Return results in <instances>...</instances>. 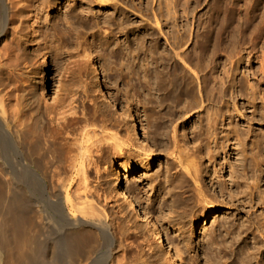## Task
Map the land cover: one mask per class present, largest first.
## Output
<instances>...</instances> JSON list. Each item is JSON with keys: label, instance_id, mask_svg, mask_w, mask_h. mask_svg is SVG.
<instances>
[{"label": "bare ground", "instance_id": "bare-ground-1", "mask_svg": "<svg viewBox=\"0 0 264 264\" xmlns=\"http://www.w3.org/2000/svg\"><path fill=\"white\" fill-rule=\"evenodd\" d=\"M95 1L112 4L111 0ZM52 4L53 0H0V264H159L151 256V246L150 251L134 252L131 238L135 231H128L119 212L108 210L110 193L103 185L102 164H106L108 153L118 159L116 163L124 158L127 138L114 128L116 124L111 123L110 117L96 116L97 102L84 98L85 85L49 102L43 92L26 90L22 82L17 83L19 65L40 49V11ZM31 9L36 17L32 21L26 13ZM248 15L217 19V27L212 25L214 29L210 27L206 34L196 35L204 39L200 49L193 47V51L200 52L199 68L203 66L201 59L207 60L202 76L191 67L192 62L179 45L174 48L175 54L186 64L191 63L196 78L180 79L182 70L177 64L166 78L149 84L150 90L173 101H188L187 109L178 110L181 114L188 110L186 116L206 108L205 100L194 94L197 84L201 95L216 106L212 111L206 108L207 128L204 134H194L193 138L200 137L201 142L192 147L180 143L177 123L169 130L164 129V122L156 123V143L163 145L170 157L167 169H174L164 187L171 183L166 186L170 194L173 188L178 189L181 200L176 207L183 212L179 222L194 228L200 218L207 220L216 207L224 205L223 201H215L207 177L217 155L221 151L228 153L226 146L232 136L242 145L241 167L236 170L228 161L233 169L231 178L226 179L222 178L226 164L221 163L217 183L222 182L224 194L233 197V190L237 189L241 203L252 204L251 147H246L237 127L224 129L221 136L218 131L219 116L230 114V88L238 84L234 69L241 58L236 60L237 53L249 43ZM157 25L161 26L158 20ZM188 34L178 33V42L189 43ZM217 45L230 47L234 52L231 64L221 68V76L211 61L219 55ZM88 60L94 65L91 57ZM93 105L96 109L89 115L87 110ZM164 136L169 139L164 141ZM12 177H20L23 182L17 195L9 182ZM116 185L147 222L155 246L164 245L157 222L130 199L120 173ZM196 205L202 206L199 212ZM233 205L234 202L229 208ZM219 225L220 231L210 236L209 242L215 241L226 260L233 258L231 264H253L252 218L241 215L235 220L226 216ZM167 253L174 257L171 249Z\"/></svg>", "mask_w": 264, "mask_h": 264}, {"label": "rangeland", "instance_id": "rangeland-1", "mask_svg": "<svg viewBox=\"0 0 264 264\" xmlns=\"http://www.w3.org/2000/svg\"><path fill=\"white\" fill-rule=\"evenodd\" d=\"M111 2V5L106 6L95 0H53L50 8L40 11L37 32L41 41L40 49L36 54L30 55L27 62L19 65L17 83L22 82L26 90L43 92L49 102L60 98L64 93L71 94L81 84L85 85L87 91L83 90L84 98L91 103L94 98L97 102L96 116L110 117L111 123L116 124L114 128L127 138L124 158L116 163L118 159L114 160V155L108 153L101 172L104 173L103 185L110 193L108 210L119 212L128 231H135V236L131 238L135 253L149 250L148 247L151 246V256L159 264H231L233 258L226 260L218 252L215 241L212 244L209 238L220 231L219 223L226 216L235 220L241 215L252 218V204L241 203L237 189L233 190V197L227 192L224 194L220 188L222 182L217 183L220 178L218 174L222 170L221 163L226 164L222 178H231L233 167L240 170L243 155L239 148L242 145L232 136L230 145L226 146L228 153L221 151L217 155L207 177L215 201H223L224 205L216 207L207 220L201 221L200 218V223L195 228L187 223L182 224L179 221L183 212L176 207L181 200L178 189H174L172 185L170 194L166 186L171 183H166L164 187L165 179L172 178L171 172L174 169H167L170 157L167 156L165 147L156 143L159 141L154 137L157 133L156 123L164 122L165 130L177 123L180 143L192 147L201 142L200 137L193 138L194 134H204L207 128L206 108L209 107L212 111L216 106L211 105L206 95H201V88L197 84L194 94L196 98L205 100L206 108L186 116L188 110L185 114L178 110L187 109L188 101H173L165 94L150 90L149 84L155 83L157 78H166L177 64L182 70L180 79L189 80L191 76L196 78L191 67L197 69L202 76L207 60L201 59L203 66L199 68L197 62L200 61V52L193 51V47L200 49L204 39L196 35L206 34L210 27H217V19L249 14L248 0ZM26 13L31 21L36 18L32 9ZM157 20L161 26L157 25ZM129 23H132L130 27H125ZM187 32L189 43L178 42L176 35L183 33L185 36ZM179 45H182V54L192 62V65L189 63L191 67L175 54L174 48H179ZM217 51L219 55L211 61L215 64L217 74L221 76V68L224 64H231L230 58L232 59L234 52L230 47L219 45ZM89 57L93 59L94 65L89 62ZM239 58L241 59L234 69L235 82L238 84L231 86L229 92L230 114L226 117L223 114L219 116L218 131L221 136L224 129L237 127L249 148L251 115L248 42L237 53L236 60ZM202 93L205 94V91L202 90ZM96 107L93 105L89 108L88 114L93 115ZM171 115L174 117L171 118ZM167 139L169 137L164 136V141ZM203 160L206 164L210 163L208 159ZM119 173L130 199L138 208L147 210L157 222L164 237L165 244H161L163 246H155L151 239L153 233L149 231L139 210L117 190ZM91 175L94 176L95 173L92 172ZM9 182L17 195L22 188V179L12 177ZM233 202L235 205L229 208ZM195 208L199 212L202 206L196 205ZM175 209L177 210L174 211ZM233 212L235 215L231 214ZM168 249H171L174 257L167 253Z\"/></svg>", "mask_w": 264, "mask_h": 264}]
</instances>
